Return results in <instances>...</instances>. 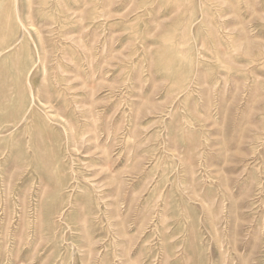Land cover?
Listing matches in <instances>:
<instances>
[{"label": "rangeland", "instance_id": "rangeland-1", "mask_svg": "<svg viewBox=\"0 0 264 264\" xmlns=\"http://www.w3.org/2000/svg\"><path fill=\"white\" fill-rule=\"evenodd\" d=\"M0 264H264V0H0Z\"/></svg>", "mask_w": 264, "mask_h": 264}]
</instances>
